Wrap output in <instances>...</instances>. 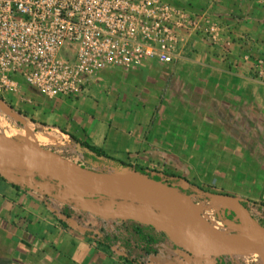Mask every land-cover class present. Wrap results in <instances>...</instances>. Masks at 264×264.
Segmentation results:
<instances>
[{"label":"crops","instance_id":"0c3cea01","mask_svg":"<svg viewBox=\"0 0 264 264\" xmlns=\"http://www.w3.org/2000/svg\"><path fill=\"white\" fill-rule=\"evenodd\" d=\"M164 1L208 15L220 40L182 32L175 64L107 69L83 95L42 102L40 111L23 104L21 94L40 97L21 80V94L4 98L116 159L183 170L188 181L234 196L219 203L218 219L226 224L235 213L231 225L250 229L264 220V82L254 73L264 59V0ZM0 106L11 126L12 111ZM162 225L136 201L53 176L0 171V264H258L197 257Z\"/></svg>","mask_w":264,"mask_h":264},{"label":"built area","instance_id":"2783aa9c","mask_svg":"<svg viewBox=\"0 0 264 264\" xmlns=\"http://www.w3.org/2000/svg\"><path fill=\"white\" fill-rule=\"evenodd\" d=\"M182 32L212 43L220 27L164 0H0V96L20 80L47 99L79 97L110 68L181 60ZM254 73L264 82V59Z\"/></svg>","mask_w":264,"mask_h":264},{"label":"water","instance_id":"95a60500","mask_svg":"<svg viewBox=\"0 0 264 264\" xmlns=\"http://www.w3.org/2000/svg\"><path fill=\"white\" fill-rule=\"evenodd\" d=\"M43 151L46 153L45 161H41L35 156L18 153L2 154L3 151L0 149V171L9 173L26 171L29 174L53 176L76 184L88 186L97 193L105 196H115L121 199H129L146 204L148 202L178 204L183 206L189 213L190 225H187L188 231H186L182 224L173 217L166 216L158 210L156 215H159L163 222V230L172 237H175L181 246H183L185 242H187V244L189 243L186 247L189 253L197 257L234 256L243 258L264 255V227L258 224H255L254 227L250 229H238L234 225L228 226L234 230H240V234L248 236L251 240V243L246 246L235 245L220 232H215L213 230L212 225L204 218L190 193L180 191L171 185L161 181H155L126 169L122 173L140 175L144 177L146 181L160 186L156 189L149 187H132L120 180V175L122 173L112 174L97 172L72 162L54 152ZM210 199L212 200L211 204L223 203L224 201H235V199L231 198L224 200ZM172 220L178 223L179 228L170 222ZM168 223L169 226L167 227L166 224ZM180 232L185 235V238H182Z\"/></svg>","mask_w":264,"mask_h":264},{"label":"rangeland","instance_id":"374dc122","mask_svg":"<svg viewBox=\"0 0 264 264\" xmlns=\"http://www.w3.org/2000/svg\"><path fill=\"white\" fill-rule=\"evenodd\" d=\"M102 80L104 81V80H106V78L103 76ZM24 92L26 93V90ZM118 92L119 91H117V93ZM105 94L106 93H103L102 96L100 94L101 98H103L105 96ZM20 96L22 97L21 99H22L23 104H31L33 106L34 111H40L42 102L50 103V102H54L55 100H58V99H47L45 97H42L39 93H38V96L40 97L41 100L40 99L37 100L35 96L31 97V96H28L27 94L26 95L21 94ZM60 99H63V98H60ZM19 111L22 113H25L28 117L24 118L23 116L19 115L18 114ZM34 111H33V114L29 116L28 113H26L25 110H21V108L19 106L18 109H15L14 111H12V115L7 118L9 124L11 125V126H8L7 124H5V122L2 118L3 117L2 107L0 106V118H1V120H0V143H3V141H4L3 140L4 133L10 131L11 135L9 137V142H16V143L21 144L22 146H30L31 145L33 147H36L38 149V152H42L43 150L54 152V153L59 154L62 157L66 158L72 162H75V163H78V164L84 166L85 168H88V169H91V170H94L97 172L112 173V174L122 173L126 170L125 168L117 166L113 163L106 164V163L94 161L92 158H90L88 156V152L85 149H83L79 144L74 142L69 136L62 133V131H61L62 129H60V131L55 132V129L46 127V125H44V117L41 116V114L39 112L34 114ZM30 119H34L35 123H33ZM25 124L28 125L30 128H32L33 130H31V132L28 130H22V128L25 126ZM39 133L40 134H48V133L55 134L59 138L60 142L63 145L61 144L62 146H60V147L59 146L57 147L54 145L39 146V145H37V143L34 140H32V138L30 136V134L31 135H36V134L38 135ZM24 140H25V142H24ZM38 152H35V153L31 152V153L37 154ZM31 153H29V154H31ZM18 154L27 155V153H25V152H20V153L18 152ZM151 170H155V171H158L161 173L171 172L173 175L179 176V177L185 176L184 171L179 170V169H170L169 170L168 168L163 167V168H152ZM163 183L171 185L180 191L190 193L193 196L196 204L198 205L200 212L202 213L204 218L212 225V227L214 225H219L220 227L218 229L220 232H224V231L233 232V233L239 234L243 238L248 237L244 234H240V230H237V229L234 230L232 228H229L226 224L222 223L220 219H218V218H221V219L224 218V214H221V217H218V215H217V213H221V211H223L224 207L222 205H219V203L218 204H211L212 200L208 196L204 195L202 192L198 191L195 187L189 185L184 180H181V178L180 179H169L168 183H166V182H163ZM191 183H193V182H191ZM194 184H197V183H194ZM200 185H202V184H200ZM204 186H207V185H204ZM136 203H137V205L145 208L147 211H149L151 213H154V214L157 213V210L155 208L147 205L146 203H141L138 201ZM171 214H173V213H171ZM171 214H169V216L173 217L174 219H176L178 221V217L175 214H173V215H171ZM225 215H227V212ZM262 222H264V220H258L257 224L261 227H264V225H262ZM187 225H190L189 221H188ZM187 225L182 224L183 228L186 231H188ZM248 239H250V238L248 237ZM242 259L244 261H248V262L256 260L255 263L264 264V258L262 256L243 257Z\"/></svg>","mask_w":264,"mask_h":264},{"label":"bare ground","instance_id":"6f19581e","mask_svg":"<svg viewBox=\"0 0 264 264\" xmlns=\"http://www.w3.org/2000/svg\"><path fill=\"white\" fill-rule=\"evenodd\" d=\"M1 120V118H0ZM2 133V132H1ZM25 133V132H24ZM23 133V134H24ZM30 133V132H29ZM27 134V133H26ZM25 134V135H26ZM11 135V132H5L3 135V143H0V149L3 151L2 154H15L20 152H25L29 156H35L41 161H45L46 159V153L44 151L38 152V149L33 146H22L19 143L16 142H9V137ZM28 136V135H27ZM32 140H34L37 145L39 146H45V145H54V146H62L63 144L60 142L59 138L52 133L48 134H36L31 135ZM62 144V145H61ZM31 152H38L37 154H32ZM31 153V154H29ZM120 180L132 187H149V188H159L160 186L151 182H148L144 179V177L134 174V173H122L120 175ZM147 205L155 208L156 210L160 211L164 215H169L171 213L175 214L178 217V221L181 224H188V221L190 222L189 213L185 210V208L181 205L174 204V203H166V204H158V203H152L148 202ZM219 225H214L212 228L215 232L219 231ZM222 228V227H221ZM228 230V229H227ZM223 236L227 237L233 244L238 246H246L251 243V240L248 239V237H241L237 233L233 232H220ZM264 258V255H261Z\"/></svg>","mask_w":264,"mask_h":264},{"label":"trees","instance_id":"16d2710c","mask_svg":"<svg viewBox=\"0 0 264 264\" xmlns=\"http://www.w3.org/2000/svg\"><path fill=\"white\" fill-rule=\"evenodd\" d=\"M0 100L3 101L12 111H14V107L8 103L4 97L0 96ZM19 115L24 116V117H28L25 113L22 112H18ZM33 123H35L34 119H30ZM62 133H64L65 135L69 136L74 142H76L77 144H79L83 149H85L88 152V156L90 158H92L94 161H98L101 163H106V164H115L117 166L123 167L125 169H128L130 171L136 172L138 174L144 175L147 178L153 179L155 181H161V182H166L168 183L169 179H180L184 180L185 182H187L189 185L195 187L198 191L202 192L204 195L209 196L212 199H219V200H224V199H236L234 196H231L228 193H225L224 191H218L216 188L214 187H209V186H204V185H200V184H194L191 183L190 181H188L187 179L183 178V177H179V176H175L173 174L170 173H161L155 170H151L148 168H144L141 167L139 165H132L129 163H126L124 161H121L119 159H116L110 155H108L105 151H103L102 149H99L95 146H92L91 144L87 143V142H82L79 139H77L74 135L68 133L65 130H61ZM25 142V140H24ZM256 204V203H255ZM173 215V214H171ZM163 216V215H161ZM169 216V215H167ZM236 217L235 213H231L229 216V222H227V226H231V224H234V222L232 223V221L234 220V218ZM172 222L173 225H176L178 228V223L175 220L170 221ZM262 225H264V222H262ZM145 243H149L148 240H144Z\"/></svg>","mask_w":264,"mask_h":264}]
</instances>
